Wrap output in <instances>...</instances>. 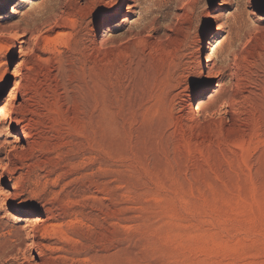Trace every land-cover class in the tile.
Masks as SVG:
<instances>
[{
  "label": "rangeland",
  "instance_id": "rangeland-1",
  "mask_svg": "<svg viewBox=\"0 0 264 264\" xmlns=\"http://www.w3.org/2000/svg\"><path fill=\"white\" fill-rule=\"evenodd\" d=\"M127 2L0 0V264H264V0Z\"/></svg>",
  "mask_w": 264,
  "mask_h": 264
},
{
  "label": "bare ground",
  "instance_id": "bare-ground-1",
  "mask_svg": "<svg viewBox=\"0 0 264 264\" xmlns=\"http://www.w3.org/2000/svg\"><path fill=\"white\" fill-rule=\"evenodd\" d=\"M190 1L191 0H188V2H190ZM192 1H194V0H192ZM82 2L87 3V2H90V0H82ZM135 2H136V0H128V2L126 4V9L132 10L133 7L135 6ZM230 3H231V0H220V2H219V6L220 7L215 8V9L207 12L206 15H205L206 19H208V21H210V23H212L211 27H214L217 31L221 30L224 27V24L226 23L225 22L226 20L222 21V15L224 13L222 12V14H220L221 12L219 10L224 11L227 8H223V6L227 7L228 5H230ZM238 5H239V3H237V6ZM237 8L238 7H236V9ZM213 22H215V26L213 25ZM3 33H4V25H1L0 26V35H4ZM213 37L214 36H212V38ZM38 38H39L38 36H34L32 42L31 41H24L23 42V45L19 49L20 54L18 56L17 62L9 70L10 78L11 79L14 78L13 82H12L13 83L12 84V89L13 90L4 98V101H3V103L0 106V128L7 121L8 117H9L10 108L12 106L11 99H12L13 95H15V92H16V90L18 89V87L20 85V83L16 79L21 74V66L25 62L27 57H29L31 55V53L33 51V47L37 43ZM210 44H211V40L208 41V45H207L208 49H210V46H209ZM2 48H9L8 43L7 42L0 43V49H2ZM207 57H209L208 53H207ZM199 76H201L203 80L210 79V78H217V80H216V83H215V87L212 88V90H211L210 95L201 96V97H199L196 100L197 103H196L195 108L193 109L194 113H192L194 115V118L202 115V111H203L204 105L208 107L209 106L210 97L214 96L216 93H218L217 102H219V107L217 108V113L219 115H222L223 113L227 112V110L229 108V102H230L229 98L235 93V90L233 88H230L229 90L228 89L226 90L225 84H224V81H223V73L221 71H219L214 64H210L209 61H208V63L204 67L200 68ZM9 137L11 138L10 140L12 141V143H11V141L10 142L7 141V143H9L10 146L16 148V145L14 143L18 139L17 134L16 133H11L9 135ZM2 142H4V141H0V144ZM14 148H11V149H14ZM7 166H8V162H5V163L3 162L2 164H0V176H1L2 171ZM5 196H7V195L5 194L4 197ZM5 199L6 198H3L1 200V207H3L5 205ZM8 214H11V213L8 212ZM26 247H27L26 238H24L23 236H20L18 247H17L18 248V254H19L18 256H19V258L22 259L23 257L26 256L25 255V252L27 250Z\"/></svg>",
  "mask_w": 264,
  "mask_h": 264
},
{
  "label": "water",
  "instance_id": "water-1",
  "mask_svg": "<svg viewBox=\"0 0 264 264\" xmlns=\"http://www.w3.org/2000/svg\"><path fill=\"white\" fill-rule=\"evenodd\" d=\"M17 62V60H16V57L14 58V60H13V65H12V67L14 66V64Z\"/></svg>",
  "mask_w": 264,
  "mask_h": 264
}]
</instances>
